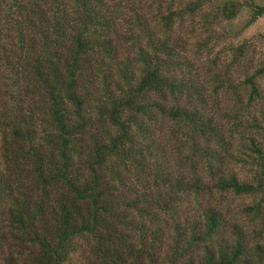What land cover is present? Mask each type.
Masks as SVG:
<instances>
[{
	"label": "trees",
	"instance_id": "trees-1",
	"mask_svg": "<svg viewBox=\"0 0 264 264\" xmlns=\"http://www.w3.org/2000/svg\"><path fill=\"white\" fill-rule=\"evenodd\" d=\"M140 5L0 0V264H264V243L226 234L202 198L250 194L262 216L264 56L251 53L247 96L224 121L178 67L173 11L154 30ZM244 6L246 25L264 14L224 0L211 17ZM252 49L233 45L232 60Z\"/></svg>",
	"mask_w": 264,
	"mask_h": 264
},
{
	"label": "rangeland",
	"instance_id": "rangeland-1",
	"mask_svg": "<svg viewBox=\"0 0 264 264\" xmlns=\"http://www.w3.org/2000/svg\"><path fill=\"white\" fill-rule=\"evenodd\" d=\"M140 1L143 16L154 30L165 27L163 15L173 11L172 20L165 28L170 35L169 44L186 61V64L178 67L194 85L202 89L203 109L217 118L227 120L234 111L233 106L242 104V99L247 96L248 86L242 80L246 71L251 72V53L254 59L264 56V14L246 25L249 10L245 6L232 19H212L211 8L224 0H210L193 11L185 6L186 0ZM258 1L264 3V0ZM243 41L253 48L248 55L250 59L233 61L231 47ZM231 148L233 152L235 149ZM235 152L239 154L238 150ZM237 170L241 178L250 177L247 166H237ZM202 198L217 203L221 208L222 217L226 219L223 226L226 234L234 236L233 227L237 225L251 243L256 240L264 243V232L257 235L256 231L264 227V207L260 218L244 207L254 203L256 196L215 191L203 192Z\"/></svg>",
	"mask_w": 264,
	"mask_h": 264
}]
</instances>
